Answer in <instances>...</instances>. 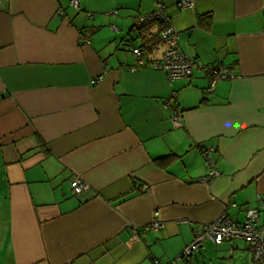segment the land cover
Returning <instances> with one entry per match:
<instances>
[{
  "label": "crops",
  "instance_id": "1",
  "mask_svg": "<svg viewBox=\"0 0 264 264\" xmlns=\"http://www.w3.org/2000/svg\"><path fill=\"white\" fill-rule=\"evenodd\" d=\"M69 1L0 4V264L167 262L221 213L242 221L264 194V0ZM157 2L182 50L234 76L208 93L199 68L171 82L153 68L160 23L132 18ZM134 47L144 63L131 71ZM202 144L220 172L208 183ZM75 176L88 184L77 194ZM249 263L235 239L177 264Z\"/></svg>",
  "mask_w": 264,
  "mask_h": 264
},
{
  "label": "built area",
  "instance_id": "2",
  "mask_svg": "<svg viewBox=\"0 0 264 264\" xmlns=\"http://www.w3.org/2000/svg\"><path fill=\"white\" fill-rule=\"evenodd\" d=\"M1 3L2 0H0ZM79 3L80 0L69 1V4L74 8H78ZM193 5V0H182L178 3L180 8L192 7ZM112 13L115 15L117 11L113 10ZM132 20L134 24L145 21H159L162 23V29L159 31V40L164 44V49L161 56L151 64L153 68L165 72L169 82L176 78H189L192 75L193 69L199 68L207 76L208 85L206 91L209 93L212 92L219 80L234 76L232 70L225 63L203 64L179 47L178 32L172 25L169 16L165 13L161 2L156 3L154 10L137 14L133 16ZM82 42H88L87 36L84 34H82ZM132 53L136 58V63L131 65L129 69L135 71L144 63L142 50L140 47H134ZM99 78L100 75L92 79L90 83H95ZM163 106L171 110V123L173 126H181L182 109L176 100L175 92L172 91L170 93L169 97L164 101ZM199 150L205 162V172L201 176L200 181L208 183L220 174L214 158L216 150L213 146L207 144H202ZM70 186L76 194L88 188V184L78 176L72 178ZM149 188L148 184H143L141 187L142 190H148ZM262 210H264V194H257L256 204L245 210L242 221L233 220L228 218L224 213H221L215 220L205 224L201 231L195 234L193 239L182 249L179 256L167 262L156 257L152 259V264H177L181 260L192 257L203 247L206 240H211L214 243H221L223 241L231 243L235 239H241L247 244L250 251L249 264H264V223L258 221ZM157 214L158 212H154V218L147 227L157 229L162 226V222L156 217ZM232 250L233 248L230 246L228 256H231Z\"/></svg>",
  "mask_w": 264,
  "mask_h": 264
},
{
  "label": "trees",
  "instance_id": "3",
  "mask_svg": "<svg viewBox=\"0 0 264 264\" xmlns=\"http://www.w3.org/2000/svg\"><path fill=\"white\" fill-rule=\"evenodd\" d=\"M148 22H159V21H145V22H140V23H138V24H135V27H137L138 25H145L146 23H148ZM160 23V27H159V30H161L162 29V23L161 22H159ZM137 25V26H136Z\"/></svg>",
  "mask_w": 264,
  "mask_h": 264
}]
</instances>
